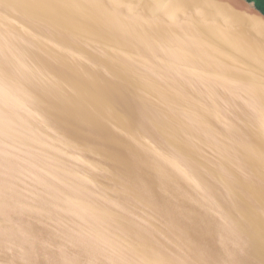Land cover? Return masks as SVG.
Segmentation results:
<instances>
[{
	"label": "water",
	"instance_id": "95a60500",
	"mask_svg": "<svg viewBox=\"0 0 264 264\" xmlns=\"http://www.w3.org/2000/svg\"><path fill=\"white\" fill-rule=\"evenodd\" d=\"M0 264H264V13L0 0Z\"/></svg>",
	"mask_w": 264,
	"mask_h": 264
},
{
	"label": "trees",
	"instance_id": "16d2710c",
	"mask_svg": "<svg viewBox=\"0 0 264 264\" xmlns=\"http://www.w3.org/2000/svg\"><path fill=\"white\" fill-rule=\"evenodd\" d=\"M255 4V6L264 13V0H249Z\"/></svg>",
	"mask_w": 264,
	"mask_h": 264
}]
</instances>
